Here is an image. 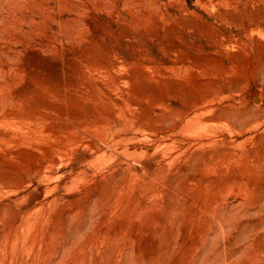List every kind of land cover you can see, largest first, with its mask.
Listing matches in <instances>:
<instances>
[{"label": "rangeland", "instance_id": "obj_1", "mask_svg": "<svg viewBox=\"0 0 264 264\" xmlns=\"http://www.w3.org/2000/svg\"><path fill=\"white\" fill-rule=\"evenodd\" d=\"M263 13L0 0V264H264Z\"/></svg>", "mask_w": 264, "mask_h": 264}, {"label": "bare ground", "instance_id": "obj_2", "mask_svg": "<svg viewBox=\"0 0 264 264\" xmlns=\"http://www.w3.org/2000/svg\"><path fill=\"white\" fill-rule=\"evenodd\" d=\"M246 1H247V0H246ZM237 2H238V1H237ZM243 2H245V1H243ZM245 3H247V2H245ZM245 3H244V4H245ZM250 3H251V2H250ZM255 3H256V2H255ZM244 4H243V5H244ZM234 5L236 6V4H234ZM241 5H242V4H241ZM235 6H234V7H235ZM244 7H245V6H244ZM253 7H254V6H252V8H253ZM257 7H258V6H257ZM260 7H261V5H260ZM260 7H258V8H260ZM232 8H233V7H232ZM236 8H238V7H236ZM261 8H262V7H261ZM261 8H260V10H261ZM254 9H257V8H254ZM254 9H253V11H254ZM231 10H232V9H231ZM245 10H246V9H245ZM248 11H249V9H248ZM258 11H259V10H258ZM261 11H262V10H261ZM249 12H250V11H249ZM254 12H255V11H254ZM241 14H242V13H241ZM244 14H245V13H244ZM246 14H247V13H246ZM249 14H250V13H249ZM221 15H223V14H221ZM253 15H254V14H253ZM237 16H238V15H237ZM239 16H241V15H239ZM239 16H238V17H239ZM245 16H246V15H245ZM251 16H252V15H251ZM255 16H256V14H255ZM220 17H221V16H220ZM252 17H253V16H252ZM256 17H257V16H256ZM225 18H226V17L224 16V19H225ZM227 18H229V17H227ZM233 18H234V17H233ZM249 18H250V17H249ZM249 18H248V20H249ZM220 19H221V18H220ZM224 19H223V20H224ZM239 19H240V18H239ZM255 19H256V18H255ZM257 19H261V20H263L262 22L264 23V13H263L262 15H260V17L257 18ZM221 20H222V19H221ZM225 20H226V19H225ZM236 20H237V19L235 18V21H236ZM251 20H252V19H251ZM228 21H229V19H228ZM230 21H234V20H230ZM237 21H238V20H237ZM249 22H250V21H249ZM236 23H237V22H235V24H236ZM256 23H257V22H256ZM256 23H255V24H256ZM233 24H234V23H233ZM255 24H254V25H255ZM237 25H238V24H237ZM259 25H260V24H259ZM240 26H243V25H240ZM251 26H252V25H251ZM251 26L249 25V27H248V26H245L244 28H243V27H242V28H243V30H244V29H245V30H248V29H251ZM257 26H258V25H257ZM234 27H235V26H234ZM217 28H218V27H217ZM239 28H240V27H239ZM255 28H256V27H255ZM257 28H258V27H257ZM259 29H260V26H259ZM214 30H216L215 26H214ZM251 30L253 31V28H252ZM251 30H249V31H251ZM243 32H244V31H243ZM253 32H255V29H254ZM215 33H216V32H215ZM219 33H220V32H219ZM221 33H222V32H221ZM229 33H230V32H229ZM247 33H248V32H247ZM242 34H243V33H242ZM249 34H251V32H249ZM252 34H253V33H252ZM256 34H257V35L259 34V37H261V39L264 38V31H263V30H262V31H261V30L258 31ZM223 35H225V33H224ZM232 35H233V34H232ZM245 35H246V34H245ZM245 35L243 34L244 37H245ZM227 36H228V35H227ZM248 36H249V35H248ZM248 36H247V37H248ZM232 37H233V36H232ZM235 37H236V36H235ZM235 37H234V38H235ZM249 37H250V36H249ZM249 37H248V39H249ZM256 37H257V36H256ZM256 37H255V38H256ZM214 38H215V36H214ZM214 38H213V39H214ZM219 38H220V37H219ZM219 38H217V39H219ZM227 38H228V37H227ZM229 38H230V37H229ZM235 39H236V38H235ZM241 39H242V38H241ZM237 40H238V39H237ZM215 41H216V40H215ZM215 41H214V42H215ZM224 41H226L225 38H224V37H221V38L219 39V41H218L217 44H218V45H224V44H226V42H224ZM229 41H230V39H229ZM231 41H233V40H231ZM231 41H230V42H231ZM249 41H251V38H250ZM252 41H253V39H252ZM255 41H256V40H255ZM259 41H260V40H259ZM216 42H217V41H216ZM216 42H215V43H216ZM227 42H228V40H227ZM233 42H234V41H233ZM233 42H231V43H233ZM257 42H258V41H257ZM246 43H247V42H246ZM183 44H185V43H183ZM250 44H251V43H250ZM255 44H256V42H255ZM259 44H260V43H259ZM261 44H262V43H261ZM215 45H216V44H215ZM233 45H234V44H233ZM235 45H236V44H235ZM238 45H239V44H238ZM243 45H244V44H243ZM245 45H246V44H245ZM250 46H251V45H250ZM250 46H249V48H250ZM218 47H219V46H218ZM221 47H222V46H221ZM221 47H220V48H221ZM240 47H242V46H240ZM243 47H245V46H243ZM251 47H252V46H251ZM245 48H246V47H245ZM245 48H244V49H245ZM241 49H242V48H241ZM250 49H251V48H250ZM245 50H246V49H245ZM252 51H253V50H252ZM247 53H248V51H247ZM249 53H250V52H249ZM256 97H259L256 93L252 94V98H253V99H255ZM197 105H199V104H197ZM194 106L196 107V104H194ZM202 106H203V105H202ZM204 106H205V105H204ZM207 106H209V105H207ZM211 107H212V106H211ZM190 108H191V107H190ZM213 108H214V107H213ZM181 109H182V108H181ZM183 109H184V108H183ZM196 109H198V108H196ZM185 110H189V109H185ZM194 110H195V109H194ZM211 110H212V109H211ZM191 111H192V109H191ZM219 111H220V110H219ZM180 112H181V111H180ZM182 112H183V111H182ZM184 112L186 113V111H184ZM185 113H184V114H185ZM176 114H178V113H176ZM187 114H188V113H187ZM178 115H179V114H178ZM181 115H182V114H181ZM172 117H173V116H172ZM177 117H178V116H177ZM179 117H180V116H179ZM181 117H182V116H181ZM184 117L186 118L187 116L185 115ZM184 117H183V118H184ZM183 118H182V119H183ZM185 118H184V119H185ZM187 118L189 119V117H187ZM187 118H186V119H187ZM174 119H175V118H173V120H174ZM184 119H183V121H184ZM188 119H187L185 122L190 121L191 118H190L189 120H188ZM244 119H246V118H244ZM175 120H176V119H175ZM247 121H248V120H247ZM180 122H181V120H180ZM185 122H181V123H183V124L181 125V127H182L183 125L185 126V125L187 124V123L185 124ZM248 122H249V121H248ZM174 123H176V121H174ZM174 123H173V125H175ZM249 123H250V122H249ZM249 123H247V124H249ZM178 124H179V123H178ZM178 124H177V127H178ZM246 126H247V125H246ZM171 127H172V125H171ZM175 127H176V126H175ZM175 127H174V128H175ZM243 127H245V126H243ZM178 128H179V127H178ZM168 130H169V129H168ZM172 130H173V129H171L169 132H171ZM174 130H175V129H174ZM179 130H180V129H179ZM179 130L177 129L176 131H179ZM171 133H172V132H171ZM258 145H259V144H258ZM254 152H255V151H254ZM257 159H258V157H257ZM262 160H263V159H262ZM262 160L260 159L261 162H262ZM251 162H252V161H251ZM197 163H198V162H197ZM204 163H205V162H204ZM253 163H254V161H253ZM258 163H259V162H258ZM255 164H256V162H255ZM255 164H254V165H255ZM260 164H261V163H260ZM260 164H259V166H260ZM196 165H197V164H196ZM199 165H202V164H199ZM256 165H257V164H256ZM257 166H258V165H257ZM255 167H256V166H255ZM261 167H262V166H261ZM192 171H193V170H192ZM194 171H195V170H194ZM256 173H257V171H256ZM188 174H189V173H188ZM59 259H60V258H59ZM61 261H62V260H61ZM64 261H65V260H64ZM56 263H57V262H56ZM56 263H55V264H56ZM50 264H51V263H50Z\"/></svg>", "mask_w": 264, "mask_h": 264}, {"label": "water", "instance_id": "obj_3", "mask_svg": "<svg viewBox=\"0 0 264 264\" xmlns=\"http://www.w3.org/2000/svg\"><path fill=\"white\" fill-rule=\"evenodd\" d=\"M255 100H258V97H256Z\"/></svg>", "mask_w": 264, "mask_h": 264}]
</instances>
